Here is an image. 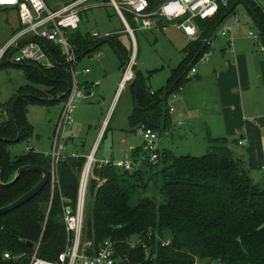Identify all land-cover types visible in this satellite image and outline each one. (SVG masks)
Segmentation results:
<instances>
[{
  "label": "trees",
  "instance_id": "16d2710c",
  "mask_svg": "<svg viewBox=\"0 0 264 264\" xmlns=\"http://www.w3.org/2000/svg\"><path fill=\"white\" fill-rule=\"evenodd\" d=\"M160 1L149 0L151 7ZM239 4L247 6L264 33V3L260 0H230L227 6L220 5L213 19H197L201 37L186 45V56L172 70L166 87L151 92L149 79L157 70L135 73L130 87L135 103L129 116L132 128L144 122L163 132L168 124L169 94L184 83L190 63L209 50L204 38L215 35ZM128 19L133 24L131 16ZM68 35L77 62L96 53L105 42L118 51L121 68L131 59L117 33L95 38L79 27ZM49 46L57 63L53 67L31 61L16 64L23 68L27 83L4 105L6 114L0 110L4 117L0 122V207L17 200L43 177L40 171L26 170L11 183L16 170L24 165L52 168L45 153L30 148L13 157L8 148L34 134L27 117L29 104H54L67 96L72 82L70 66L59 45ZM141 151L142 146L136 147L132 156ZM159 153L157 162L145 161L131 172L96 164L87 189L83 241H92L96 247L114 240L121 257L116 264H196L198 260L206 264H264V183L252 178L250 165L231 149L226 138H211L209 151L201 156L176 155L169 148ZM86 162L84 156L60 160L54 186L49 178L33 198L0 215V264H28L39 241V255L57 259L68 237L64 208L77 205ZM136 235L143 241L128 243V238ZM163 240L168 243L163 245ZM5 253L11 257L5 258Z\"/></svg>",
  "mask_w": 264,
  "mask_h": 264
},
{
  "label": "rangeland",
  "instance_id": "374dc122",
  "mask_svg": "<svg viewBox=\"0 0 264 264\" xmlns=\"http://www.w3.org/2000/svg\"><path fill=\"white\" fill-rule=\"evenodd\" d=\"M51 8H59L72 0H47ZM264 3L263 0H260ZM87 9L82 12L80 29L83 32L97 31L103 33H120V40L128 48V52L134 54V71H141L145 75L147 71L158 69L150 79L151 88L159 90L167 86L171 71L175 69L184 57V50L187 40L182 32L176 27L169 25L166 30H135L134 40L124 29V23L117 14L111 0H91ZM240 19L241 26L253 31L255 35L261 33L260 28L251 17L245 4H239L234 14ZM230 19V18H229ZM17 26V16L12 9H0V45L12 36L14 30L11 27ZM134 26V24H132ZM222 35H218L211 49L224 41ZM132 57V56H131ZM133 61V59H132ZM199 63L197 68H199ZM40 65V64H38ZM121 59L116 48L105 42L100 50L91 56L83 57L77 64L79 81L97 82L93 87L95 95L82 101L76 107L71 125L63 131L66 141H71L72 149L79 151V156H87L92 153V148L99 136L103 121L108 116L107 132H103L97 144L94 155L97 159L115 160L126 158L125 152L131 155L132 148L140 146L142 135L132 128L128 116L133 112L134 101L131 88L128 85L122 88L117 100L115 94L122 79L124 68L120 67ZM43 66V65H40ZM45 67V66H43ZM91 73L84 74V69ZM133 71V73H134ZM27 83L23 68L3 58L0 62V110L4 111L7 101L17 93V90ZM40 89H45L39 86ZM174 98H170L169 104L176 106ZM63 108V102L41 103L34 102L28 105L27 117L34 127V134L28 140L16 141L9 144L11 156L21 155L33 148L42 153H48L53 147V136L59 114ZM110 112V113H109ZM6 114V113H5ZM0 112V122L3 120ZM177 125V124H174ZM182 126H175L172 135L163 134L159 142L161 149L169 148L176 155L190 154L201 156L209 151L210 143H206L201 136L194 139L189 134V129L180 130ZM183 129V128H182ZM124 139V141H122ZM229 146L238 152L244 151L246 158L251 157V176L260 184L264 183V155H249L246 148L236 144L230 139ZM232 149V148H231ZM82 154V155H81ZM243 158V157H242ZM151 248L148 252L151 253ZM207 261L198 260L196 264H206ZM212 264H220L214 262Z\"/></svg>",
  "mask_w": 264,
  "mask_h": 264
},
{
  "label": "built area",
  "instance_id": "2783aa9c",
  "mask_svg": "<svg viewBox=\"0 0 264 264\" xmlns=\"http://www.w3.org/2000/svg\"><path fill=\"white\" fill-rule=\"evenodd\" d=\"M91 0H72L59 8H51L45 0H0V9H12L18 17L19 23L16 27L11 25L14 32L12 36L0 45V62L3 58L13 64H22L28 61L45 67H53L57 63L54 58V50L49 44L59 45L65 61L70 66L72 82L66 98L63 101V108L59 114L53 136L52 150L46 153L52 160L50 169V179L54 186L57 179L56 165L67 156L78 157V153H67L66 137L63 134L65 127L74 122L73 114L84 100L95 95L92 85L80 83L76 68L77 58L73 45L69 40V32L80 27L81 13L87 9V4ZM230 0H162L155 7H151L149 0H111L117 14L124 23L125 30L134 36L135 30H158L164 31L169 25L180 29L189 41H197L201 37V30L196 20L213 19L219 12L220 5L227 6ZM131 16L132 23L128 19ZM226 25L221 27L215 35L204 38V42L212 46L214 39L220 34L231 36L233 28L240 23V19L232 15ZM95 38H107L115 33H103L93 31L90 33ZM250 37L258 39L252 31ZM233 38L230 37L227 48L233 51ZM133 59V61H132ZM209 50L193 64L186 74V78L194 77L197 73V65L208 61ZM134 54L126 66L124 77L120 83L121 88L126 81L133 77ZM90 70L84 69V73ZM182 86L172 92L173 97L181 92ZM172 110V108H171ZM136 131L143 137L142 151L137 156H126L121 159H97L94 152L87 156V162L80 177L78 200L75 208L66 206L64 208V221L68 233L67 244L58 254L56 260H49L39 255L40 241L34 245V252L28 264H116L121 260L117 254L115 241L107 239L94 246L92 241H83L85 227V204L87 189L90 178L96 164L113 165L124 171H134L140 168L145 161L155 163L160 157L159 142L163 134L169 131H158L141 122L136 126ZM244 144V140L239 141ZM97 148V147H96ZM143 241L140 235L128 238V243L136 245ZM163 245L168 241H162ZM5 258H10L9 253L4 254Z\"/></svg>",
  "mask_w": 264,
  "mask_h": 264
},
{
  "label": "crops",
  "instance_id": "0c3cea01",
  "mask_svg": "<svg viewBox=\"0 0 264 264\" xmlns=\"http://www.w3.org/2000/svg\"><path fill=\"white\" fill-rule=\"evenodd\" d=\"M228 21L229 17L225 19L221 27L226 25ZM221 27H219L218 30ZM250 31L251 30H248V28L246 29L245 26L242 27L240 23L236 25L233 28L231 36H225L221 44L216 46L214 50L211 49L208 61L201 62L196 75L191 78H186V74L194 64V62L190 63V68H188L185 74V81L180 85L182 86L181 92L177 97H173L171 95L172 93H170L167 100L169 117L168 124L163 131H169V136L172 135L175 126L181 125L183 129L180 127V130L183 131L185 128H188L190 137L192 135L194 139L201 136L206 143H210L211 138L223 137L226 138L228 142L233 138L237 145L245 148L247 147L246 150L249 155H264V33L261 32L259 36L257 35L258 39H255L249 36ZM125 32L127 31L125 30ZM182 34L187 40V44L193 42L189 41L183 32ZM117 35L120 39V33ZM131 37H133L134 40V36ZM230 37L233 38V51L227 48ZM131 53H129L130 58L132 56ZM185 56L186 53L184 50V57ZM125 68L126 67H124V73ZM153 70L158 71V69ZM137 71H134L133 77L126 81L125 88L128 85L131 87L134 75ZM89 73H91V71ZM154 74L152 76H154ZM80 83H86L88 85L94 83H96L95 85L98 84L97 82H90L89 80ZM120 83L114 101L115 99L117 100L122 88H124H121ZM155 91L158 90L151 88V92ZM171 97L176 100L174 101L176 102L175 107L169 104ZM2 113L5 115V112L2 111ZM107 120L108 116L105 117L103 121L99 136L91 150L92 152L96 149L102 133L105 132L107 128ZM241 140H244L243 145L239 143ZM122 141H124V139ZM66 142L67 153H79V151L72 149L70 144L71 141L67 140ZM142 145L143 139L140 146ZM136 147L132 148L131 155L125 152V156H132L133 150H135ZM159 147L160 150H162L161 146ZM231 148L233 149L232 146ZM243 152H238V149L235 151L239 157H243L242 159L247 165H250L251 168V157L246 158Z\"/></svg>",
  "mask_w": 264,
  "mask_h": 264
},
{
  "label": "water",
  "instance_id": "95a60500",
  "mask_svg": "<svg viewBox=\"0 0 264 264\" xmlns=\"http://www.w3.org/2000/svg\"><path fill=\"white\" fill-rule=\"evenodd\" d=\"M26 170L40 171L43 175L41 181L37 185H35L31 190H29L27 193H25L24 195L19 197L17 200L13 201L12 203H10L8 205L0 207V215L19 207L24 202L33 198L47 184V182L50 178V170L49 169L44 168V167H40V166H34V165H24L15 171V173L13 174V178L11 180V183L14 182L18 178V176ZM0 183H2L1 177H0ZM29 244L31 246L33 245V243H29Z\"/></svg>",
  "mask_w": 264,
  "mask_h": 264
}]
</instances>
